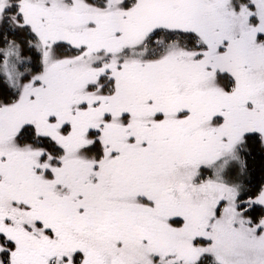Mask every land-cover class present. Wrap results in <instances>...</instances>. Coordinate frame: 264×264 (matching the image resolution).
<instances>
[{
  "label": "snow or ice",
  "instance_id": "snow-or-ice-1",
  "mask_svg": "<svg viewBox=\"0 0 264 264\" xmlns=\"http://www.w3.org/2000/svg\"><path fill=\"white\" fill-rule=\"evenodd\" d=\"M0 264H264V0H0Z\"/></svg>",
  "mask_w": 264,
  "mask_h": 264
}]
</instances>
